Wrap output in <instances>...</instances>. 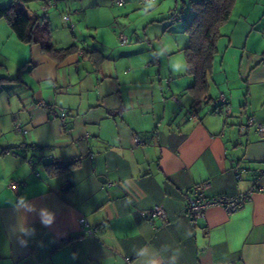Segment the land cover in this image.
I'll return each instance as SVG.
<instances>
[{
	"label": "crops",
	"instance_id": "obj_1",
	"mask_svg": "<svg viewBox=\"0 0 264 264\" xmlns=\"http://www.w3.org/2000/svg\"><path fill=\"white\" fill-rule=\"evenodd\" d=\"M179 1L139 23V0L21 4L48 23L56 48H73L60 59L0 16V264H264V191L230 214L211 206L193 220L184 210L202 181L209 196L264 185V135L247 124H264V0H236L197 106L187 21L170 16ZM72 161L57 175L44 167ZM155 206L165 218L146 216Z\"/></svg>",
	"mask_w": 264,
	"mask_h": 264
},
{
	"label": "trees",
	"instance_id": "obj_2",
	"mask_svg": "<svg viewBox=\"0 0 264 264\" xmlns=\"http://www.w3.org/2000/svg\"><path fill=\"white\" fill-rule=\"evenodd\" d=\"M32 0H19L0 8V16L9 24L15 36L26 43L38 44L43 51L60 59L73 51L69 48H56L50 40V26L44 19L30 14L21 7ZM148 1V0H146ZM236 0H190V17L186 19L185 32L187 45L183 48L186 73L194 79L188 88L193 98L192 106H197L208 95L209 76L213 56L217 49V40L221 36V27L229 20ZM181 11L171 12L173 20H182ZM103 57L100 55L99 57ZM76 161L65 164L49 163L44 167L51 175L69 170ZM256 174V173H255ZM261 175V174H260Z\"/></svg>",
	"mask_w": 264,
	"mask_h": 264
},
{
	"label": "built area",
	"instance_id": "obj_3",
	"mask_svg": "<svg viewBox=\"0 0 264 264\" xmlns=\"http://www.w3.org/2000/svg\"><path fill=\"white\" fill-rule=\"evenodd\" d=\"M61 0H47L48 4L56 5ZM124 0H116L118 5H121ZM65 21H69V15L63 16ZM117 41L120 44H127L129 39L124 33H120L117 37ZM218 101L220 105H225L226 97L223 94L219 95ZM66 113H61V121H64ZM248 125H253L255 131L259 135H264V124L258 123L254 120L253 117H250L247 121ZM17 130H21L20 126L16 127ZM241 129H244L245 126H241ZM135 141H138V138H135ZM240 173L236 172L235 177L237 179L240 178ZM255 181L260 179V172H256L254 174ZM16 182L10 184L11 188L17 187ZM211 188L210 181H202L194 184L186 193V203L184 206L185 212L189 215V217L193 220L198 219L204 213V211L211 206H221L225 209L227 213H233L242 207L252 196L255 191H264V185L253 184V186L247 191L238 192L234 195H217V196H209L207 195V191ZM147 217L158 216L161 218H165V211L161 206H155L152 209L146 211ZM81 229L84 233L88 235H94L95 230L87 227V222L84 218H80L79 220Z\"/></svg>",
	"mask_w": 264,
	"mask_h": 264
},
{
	"label": "rangeland",
	"instance_id": "obj_4",
	"mask_svg": "<svg viewBox=\"0 0 264 264\" xmlns=\"http://www.w3.org/2000/svg\"><path fill=\"white\" fill-rule=\"evenodd\" d=\"M173 0H151V2L147 3L146 0H139V4H137L136 10L132 11V13H137L134 16V20H136L138 23L142 21L143 18H147V22L152 18L151 16L153 14H157L159 11H162L163 13L166 12L167 8L172 6ZM187 5L185 6L183 2L180 0L178 3L179 10L182 11V20H186L184 17L189 11V1L185 0ZM166 6V7H165ZM166 14V13H165ZM159 15L156 16V18ZM183 22V21H182ZM120 34V33H119ZM118 42V41H117ZM119 45H126V44H120Z\"/></svg>",
	"mask_w": 264,
	"mask_h": 264
},
{
	"label": "clouds",
	"instance_id": "obj_5",
	"mask_svg": "<svg viewBox=\"0 0 264 264\" xmlns=\"http://www.w3.org/2000/svg\"><path fill=\"white\" fill-rule=\"evenodd\" d=\"M24 199H26V198H24ZM24 199L20 198L19 199V203H21L23 205ZM28 210L29 211H32L34 209L31 207V208H28ZM40 216H41V222L45 226H50L53 223V221H54V214L51 213V212H49V211H47L46 209H42L41 210ZM21 231L24 232L25 234H32V233H34V229H32L31 232H30L28 229L22 228Z\"/></svg>",
	"mask_w": 264,
	"mask_h": 264
}]
</instances>
